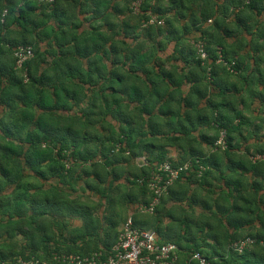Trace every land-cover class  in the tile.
I'll return each mask as SVG.
<instances>
[{
	"label": "trees",
	"instance_id": "obj_1",
	"mask_svg": "<svg viewBox=\"0 0 264 264\" xmlns=\"http://www.w3.org/2000/svg\"><path fill=\"white\" fill-rule=\"evenodd\" d=\"M136 1H141L137 12L132 8ZM219 1L188 0L199 10L192 12L190 24L201 37L193 40L188 25L178 24L190 7L186 0H0V56H11L9 64H0V106L5 109L0 112V264H16L19 258L63 264L62 255H106L129 218L134 228L154 232L160 244H176L177 264H186L195 252L214 264H264V142L252 150L232 144V134L246 139L241 128L248 122L231 103L210 100L209 112L197 113L196 119L184 113L178 121L172 119L178 110L165 107L174 98L170 87L180 93L177 89L190 77L162 68L157 52L171 42L168 59L180 55L201 73L208 66L211 76L216 68L223 74L240 70L239 61L226 67L224 51L225 63L216 64L215 47L224 50L226 37L234 34L225 24L231 14L243 29V10L262 9L254 0H223L222 17L212 20ZM170 9L174 17L167 16ZM152 17L163 24L151 23ZM209 19L212 26L205 30ZM201 39L212 61L205 67L194 47ZM18 47L32 52L21 67L14 57ZM201 87H192V93L207 96L209 86ZM183 102L196 106L188 97ZM185 122L214 125L215 134L206 141L212 153L192 151L193 127ZM171 131L182 136L170 137ZM222 131L225 147L215 145ZM169 146L184 151L181 157L173 160ZM139 158L144 165L137 166ZM224 160L228 173L220 170ZM165 162H190L191 167L161 195L152 213L141 212L140 206L154 197L151 173ZM183 178L203 194L187 196L188 185H177ZM215 179L233 191L223 190L213 199L205 187ZM80 182L82 191L104 201L71 198ZM175 185L181 190L177 199L172 197ZM171 200H187L188 209L168 208ZM193 205L201 212L195 214ZM165 219L171 220L168 226ZM247 239L253 243L241 252L231 247Z\"/></svg>",
	"mask_w": 264,
	"mask_h": 264
},
{
	"label": "crops",
	"instance_id": "obj_2",
	"mask_svg": "<svg viewBox=\"0 0 264 264\" xmlns=\"http://www.w3.org/2000/svg\"><path fill=\"white\" fill-rule=\"evenodd\" d=\"M149 1V0H147ZM153 1V0H151ZM167 1V0H164ZM258 6L259 9H262V11L258 12L256 9L254 12L243 10L244 13L239 16L240 21L244 22L243 29H240L235 23L237 22L236 19H234V16L231 14V17L229 16L226 19V23L228 30L230 32H234V34H230L229 37H226L225 40V48L224 50L220 47H215V56H217L216 64H220L223 61L224 58V52L227 53V58L229 62H226V67L235 66V62L239 61L240 63V70L238 72H233L232 70L228 73L223 74L222 70L220 68H216L215 74L211 76L209 64H211V56L208 57L207 61L204 63V66H208V69L205 73H201L200 69L198 67H195V64L190 62L188 65H185L180 58V55L176 58V60L168 59L173 54V48L174 44L171 42L168 44L163 50H159L157 52V55L159 58L164 60V64L162 65V68L165 70H177L176 72L178 74L189 75V79H185L184 84H182L177 90H179L180 93L174 92L176 90V87H170L169 93L174 96L173 100H171L170 104H166L165 107H167V110L174 111L178 110V117L172 118L176 119V121L179 120V118L183 117L184 113H189V115L192 114V118H197V113H201L203 111L209 112L208 110V102L210 104V100L212 103L220 104L221 101H225V103H231V105L235 106V109L242 113V119L246 120L248 124L243 126L241 128L242 133L246 137L245 140H241V136L238 134H232V138L234 141L232 142L233 145L240 146L242 150H244L246 147L251 148L252 150L253 146L256 144H260L264 142V98L261 99L262 96H264V0H254ZM251 0H245V3H249ZM196 4H191L186 0V5L190 7H185L184 12L185 17L184 19H179L178 24H180L182 27L185 25H188L189 30V37L191 39H197L200 38V32H197L196 29L192 27L191 20L192 18V12H195L196 14H199V10L197 8ZM217 7L215 9V14L212 17V20L220 19L222 17V11H220L223 0L217 2ZM234 7H231L229 9V12ZM231 13V12H230ZM174 10L170 9L167 13L168 17H174ZM196 16V15H195ZM81 18H83L81 16ZM210 20V19H209ZM212 26L211 23H204L202 25V28H205V30H208ZM16 26H13L15 28ZM192 40V41H193ZM204 44L205 40L201 39ZM193 43V42H191ZM206 46V45H205ZM4 48H7V46H4ZM41 48L43 49V46L41 45ZM208 54V52H207ZM190 57V55H189ZM11 61V56L9 54H3L0 56V64L3 66L9 64ZM235 61V62H234ZM162 63V62H161ZM161 63L159 65L161 66ZM225 63V62H224ZM5 64V65H4ZM213 65V64H212ZM153 71H157L158 67L153 66L151 67ZM196 70V72L194 71ZM175 72V71H174ZM141 72H136V75H141ZM202 74V78L199 80L197 84H194L192 82L193 78H198L199 75ZM142 76V75H141ZM213 83L216 85L214 88ZM199 85L200 90H203L201 85H205L206 88L208 87L209 94L203 95L202 97H197L194 95L191 91L192 87ZM221 88V89H219ZM224 93V94H222ZM188 97L191 101H195L196 106L190 108L186 107L184 104V99ZM169 97H166L160 105H163L164 103H167V100ZM83 105V104H82ZM132 107L135 106L134 103L130 104ZM158 105L157 107H159ZM4 107L0 106V112L2 113L4 111ZM156 111V109H155ZM154 111V112H155ZM41 113V110L36 108V115H39ZM63 113V112H61ZM172 117V116H171ZM189 127L192 125L193 128H191V139H195V143H192V151L196 152V150L202 151L210 150V145H207L206 141L208 137H213L215 134L214 125L211 123L209 126H198L194 122L187 123L185 122ZM191 124V125H189ZM177 128H181L180 125H177ZM170 137L173 138H179L182 135L179 134V132H167ZM197 139V141H196ZM169 155L173 160H177V158L181 157V154H183L184 151H181V149L178 146H169ZM196 149V150H194ZM213 152V150H212ZM209 151V153H212ZM187 157V156H185ZM256 159H260L259 156H257ZM143 158H139L136 161L137 166L144 165ZM227 162L226 160L221 162V171H225L228 173L227 169ZM132 165L130 164V168L133 172ZM215 171V170H214ZM29 173V172H28ZM214 175L220 174L219 172H214ZM246 178L252 182L250 173H247ZM218 177V176H216ZM211 178V177H210ZM208 178V179H210ZM212 184L211 186H206V190H209L213 193L212 198L215 199L218 197V195L225 190L226 192L233 191L231 187L226 188L224 186L223 181H216L211 180ZM51 182H55V180H52ZM188 182L186 178H183L177 185H182L183 187L188 185L186 184ZM123 184V180L119 181V185ZM49 183L47 182L46 187H49ZM83 185V182H80L76 189L72 192L71 198H77V197H84L85 199H88L89 201L93 203H97L98 201L102 202L104 201L99 197L98 194L92 193L89 191H82L81 186ZM175 185V189L173 192L172 197L174 199H177L181 196V190L179 187ZM45 186V185H44ZM198 185L189 184V192L187 193V196L191 195L193 191H196L198 194H203V190H199ZM196 193V197H197ZM264 194V189L260 192V194ZM187 200H171L168 203V208H175L176 206L179 207H186ZM138 207V206H137ZM194 212L200 213L201 210L198 206L193 205ZM186 209H188L186 207ZM262 209H264V205H262ZM103 207L99 209L98 214H102ZM190 212V211H189ZM130 219V218H129ZM171 223V220L165 219L164 224L168 226ZM74 224L78 226L80 222L78 220L74 221ZM123 224L119 227V232L122 228ZM158 237V236H157ZM158 240L159 237H158Z\"/></svg>",
	"mask_w": 264,
	"mask_h": 264
},
{
	"label": "built area",
	"instance_id": "obj_3",
	"mask_svg": "<svg viewBox=\"0 0 264 264\" xmlns=\"http://www.w3.org/2000/svg\"><path fill=\"white\" fill-rule=\"evenodd\" d=\"M52 3L54 0H46ZM139 2L133 4V9L137 10ZM153 21H151L152 23ZM211 23V20L208 21ZM161 24V22H158ZM197 56L200 60L207 59L205 45L202 41L195 43ZM32 56L30 48L18 47L14 51V57L17 59V67ZM225 131H222L220 138L216 142V146L225 147ZM191 163L173 166L168 162L158 165L151 173L149 179V188L153 192L154 197L148 206H140L141 212L152 213L155 206L159 203L161 195L166 193L174 182L179 179L181 174L190 170ZM202 170V167L200 168ZM252 240L239 241L231 247L241 252L245 247L250 246ZM178 247L174 243L160 244L157 235L152 231H142L133 227L131 219H128L122 226L117 242L111 247L110 251L103 255L95 253L91 256L80 257L76 255H62L58 259L63 264H177ZM194 261L196 264H214L202 257L199 253H192L190 260L186 264ZM16 264H39L37 261L18 259Z\"/></svg>",
	"mask_w": 264,
	"mask_h": 264
},
{
	"label": "clouds",
	"instance_id": "obj_4",
	"mask_svg": "<svg viewBox=\"0 0 264 264\" xmlns=\"http://www.w3.org/2000/svg\"><path fill=\"white\" fill-rule=\"evenodd\" d=\"M136 2H139V7H140V4H141V1H136ZM136 2H134V3H136ZM133 3V4H134ZM133 4H132V8H133ZM139 7H138V9L137 10H135V9H133V11H135V12H137L138 10H139ZM151 21H155V22H161V24H159V25H162L163 24V21H158L156 18H154V17H152L151 18ZM209 21V20H208ZM212 22V21H211ZM196 43V42H195ZM195 43H194V47H195ZM205 45V44H204ZM206 50V49H205ZM206 53H207V51H206ZM198 58V57H197ZM207 59H208V54H207ZM206 59V60H207ZM206 60L205 61H202V64H204L205 62H206ZM225 65H226V63H225ZM218 141V140H217ZM215 145H216V143H215Z\"/></svg>",
	"mask_w": 264,
	"mask_h": 264
},
{
	"label": "rangeland",
	"instance_id": "obj_5",
	"mask_svg": "<svg viewBox=\"0 0 264 264\" xmlns=\"http://www.w3.org/2000/svg\"><path fill=\"white\" fill-rule=\"evenodd\" d=\"M137 3V2H136ZM112 95V94H111ZM113 97V96H112ZM112 97L110 99H112ZM220 138V137H219Z\"/></svg>",
	"mask_w": 264,
	"mask_h": 264
}]
</instances>
